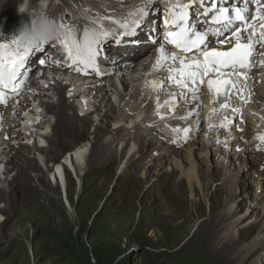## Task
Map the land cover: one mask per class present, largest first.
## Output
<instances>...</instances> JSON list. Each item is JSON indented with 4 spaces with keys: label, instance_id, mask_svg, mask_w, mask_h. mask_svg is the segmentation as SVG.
<instances>
[{
    "label": "rangeland",
    "instance_id": "rangeland-1",
    "mask_svg": "<svg viewBox=\"0 0 264 264\" xmlns=\"http://www.w3.org/2000/svg\"><path fill=\"white\" fill-rule=\"evenodd\" d=\"M54 1L61 3L60 0ZM33 7L34 5L31 8ZM21 17L22 15L18 18ZM134 76L136 81H133ZM154 76L153 66L144 71L140 70L137 75L131 74V70L128 71L125 84L121 83L123 92L117 89L113 92L108 84L110 81H105L108 86H103L99 91L103 100L97 103L100 105L98 110L88 108L91 97H88L87 91H81V86L79 92L73 90L78 87V82L74 84L76 78L70 79L61 73L50 77L52 80L56 78V81L64 82L67 86V96H70L67 103H70V107L74 106L68 111V116H86L91 121L84 130L77 125V131L84 134L79 145L84 156L82 164L75 159L73 152L64 151L59 156L58 165L52 167L53 163L51 164L46 154L39 151L53 150L50 141L56 137L54 126L57 125V119L48 115L46 130L44 127L38 130L22 127L24 139H29L27 135H32L35 143L19 150L17 156L22 160L34 159L37 172L29 166H23L22 170L27 179L26 182L24 179L20 182L15 179L18 169L7 163L18 150L13 153L9 151L5 133L9 129H15L7 127L4 130V126L1 127L0 150L3 149L0 152V264H264V257L259 250L251 260L235 259L236 254L251 242L252 238L245 237L243 229H250L255 216L248 212L242 228L237 229L227 243L222 240L225 225L218 226L215 221L217 213L224 208L227 193L224 178L226 174L237 172L235 163H231L230 167L226 164L231 162L229 153H233L232 150H224L227 154L222 155L221 148L215 145L213 134H206V138L197 137L204 142L206 153L210 157L209 174L215 168L219 174L211 182L201 179L205 188L197 192L195 203L189 197L185 179L178 178L177 173L169 182L162 179L171 174V168H167V164L159 167L158 157L152 156V151L160 145L159 135L140 132L142 130L135 133L126 131V126L130 128L135 120L133 117L128 120L124 109L128 112L140 109L144 100L139 101V98L143 96L141 98L147 99L143 91L147 83H153ZM124 85H128L126 90ZM105 88L111 91L107 93ZM53 90L50 89L51 94L41 102L42 108L45 103H58ZM165 94L166 91H163L155 93L154 98H148L150 104L138 116L148 113L153 108L152 104L157 102V96ZM134 104L137 106H132ZM18 107L19 105L9 107L7 111L16 112ZM25 108L28 106L23 109ZM105 112L121 119L117 124H104L106 129L102 138L104 142H114L111 151L117 154L118 159L110 174L102 175L98 179L87 173L86 160L93 150V131ZM13 118H10L11 123ZM188 123L189 121L186 127ZM12 124L15 126V121ZM72 135L73 131L67 129L62 140L67 141ZM139 135L148 141L149 151L147 156L141 158L139 168L128 169V162L140 157L136 142ZM45 136L51 140H46ZM210 142L218 150L208 148ZM70 154L73 155L70 159L71 165L68 163ZM145 157H151L154 163L147 165ZM61 163L70 166V170H76V175L69 172L63 164L60 166ZM56 168L60 172L62 169L64 176L65 171L69 179L60 183L62 180L56 178ZM145 169L152 176L142 182L139 178ZM107 170L108 167L103 168V172ZM250 170L252 171V167ZM158 172L163 175L160 179L157 177ZM38 174L43 177V183L39 181ZM127 174L136 179L124 178ZM177 190L181 192L182 201L171 197ZM250 190L247 181H241L238 190L233 191L236 202L225 209L226 213H232L237 205L240 206L238 217L242 218L255 196L254 190ZM66 193L69 197L68 203L65 200ZM213 197L217 198L214 204ZM158 213H162L163 217L153 219ZM258 234L261 237L264 232Z\"/></svg>",
    "mask_w": 264,
    "mask_h": 264
},
{
    "label": "snow or ice",
    "instance_id": "snow-or-ice-1",
    "mask_svg": "<svg viewBox=\"0 0 264 264\" xmlns=\"http://www.w3.org/2000/svg\"><path fill=\"white\" fill-rule=\"evenodd\" d=\"M158 2L166 5L162 41L156 22L149 21L150 9ZM193 9L196 12L195 17L192 15ZM146 24L149 25V43L157 45L153 69L159 72L166 68L165 80L176 89L169 92V99L163 103L157 96L155 114L158 119L164 120L165 116L161 110L167 108L170 114L175 115L181 99L190 96L193 100L202 102L201 86L205 82L209 92L215 90L218 94L217 102L221 107L227 106L229 92L236 87V81L231 80L233 72L247 79L249 58L254 53L253 37L257 36V28L261 31L256 42L264 43V2L175 0L173 3L172 0H143L142 5L134 6L122 18L100 14L90 17L82 31L61 23L58 25L56 44L60 46L63 60H56L54 63L57 67H67L80 75L86 76L90 72L99 75V60L108 59L103 45L112 40L120 47L125 43L124 37H135ZM198 25H203V29ZM249 28L253 29V36H248ZM153 32L156 33L155 36L151 35ZM168 45L172 47L168 48ZM225 45L230 47L225 48ZM55 46L54 44L53 47ZM44 51L42 44L32 37L28 38L27 43L16 35L0 37V106H7L11 98L9 93L18 94L26 83V79L22 77H25L28 71L26 64L30 57L34 52ZM49 62H52L51 58ZM39 63L43 66L46 61L41 59ZM241 69L244 71H240ZM211 73H216L219 77L227 76L229 79H213ZM165 80L156 81L148 86L157 93L162 92ZM241 99H244L243 95ZM231 110L239 112L236 107H232ZM193 114L199 116L198 112L193 113L189 109L179 118L187 121ZM226 122L227 118L220 126L225 127ZM164 128L170 129L174 135L182 131L185 138L189 132L188 128H171L167 124ZM254 139L264 144V134H259Z\"/></svg>",
    "mask_w": 264,
    "mask_h": 264
},
{
    "label": "bare ground",
    "instance_id": "bare-ground-1",
    "mask_svg": "<svg viewBox=\"0 0 264 264\" xmlns=\"http://www.w3.org/2000/svg\"><path fill=\"white\" fill-rule=\"evenodd\" d=\"M29 2H30V0H0V14L4 13L7 10H10L12 12L13 22L16 24L20 20V18H18V17H20V15L23 16L24 12L21 9L28 10L27 5L29 4ZM172 2L175 3V1H173V0H172ZM133 6L130 7V9L133 8ZM17 7H19V9H16ZM122 10H124V12L126 11V9H124V8H122ZM32 17H33V15H30L29 13L27 14V19H30ZM27 19H25V20H27ZM25 20H23V21H25ZM9 27L10 26L6 25L4 22H0V28H9ZM129 54H130V52L127 53L126 57H128ZM128 60L131 61L132 59H128ZM149 67L150 66H148V67L144 66L143 69L138 68V70L136 67H133L131 70V74L136 73V75H137L140 73V70L144 71V70H147ZM133 81H136L135 76H134ZM77 82H78V80L75 79L74 84H77ZM151 83L152 82L148 83L147 86L145 85L146 86L145 91H143V94L147 99L148 98H150V99L154 98L153 96L155 95V93H157V92L153 91L152 87L148 86ZM108 84L110 85V82ZM124 84H125V82H124ZM53 86H54L53 92H55V95L57 97L56 102H58V103H45V104L43 103V104H44L45 111L49 115H53L57 119V121H56L57 125L54 126L55 127L54 133H55L56 137L53 140H51L48 136L44 137L46 140H51L50 143L53 147L52 151L46 152L42 149L39 151L46 154V156H47V158H49V161L51 162V164L53 163L52 167L58 165L59 156L64 151H66V153H72L73 152L75 159H77L79 161V163L82 164L84 161V156H83V153L81 152V147H79V145H80V143H82V141H80V140L83 138L84 134L77 131V128H78L77 125L82 127L84 130L89 126V124H91L90 123L91 121L86 116H83V118L82 117L79 118L76 115L68 116L67 113L69 110H71V107L73 105L70 107V105H69L70 103L69 104L67 103V99H69L68 98L69 95L67 96V92H68L67 86L64 82H62V81L58 82L56 80L53 81ZM124 88L126 90L128 88V85H124ZM235 88H233V89H235ZM83 90H85L84 87H83ZM87 91H88V94L91 96V100H89V101L95 102L93 104L88 103V108L89 109L93 108L95 110H98V107L100 105H98L97 103L100 100L101 101L103 100V97H101L102 95H100V94L92 95V93H91L92 90H87ZM89 95H88V97H90ZM20 104H23V108L28 106L27 102H22ZM139 104H141V102ZM15 105H17L16 101H13L12 103L9 104L8 108L9 107L13 108V107H15ZM72 110H74V109H72ZM178 110L181 111V110H184V108L181 107V108H178ZM187 112H188V110H187ZM6 113L8 114L9 118H13L14 116H16V112H10V111L6 110ZM25 117H28V115H25ZM138 118H139V116H138ZM133 120L136 121V118L133 117ZM120 121H121V119L119 117L117 118L116 116H113V115L111 116L108 112H105V114H103V116L100 118L99 125L96 126L94 131H93V150L86 160V165L88 166L87 173L93 174V176L95 178L100 179V177L102 175L108 176V174H110V172H111L112 166H114L117 162V159H118L117 154L111 151V146L113 145L114 142H112V141L104 142L102 140V138L104 136L103 134H104L105 129H106L104 124H107L108 122H112L113 124H117ZM12 123H14V121ZM187 127H192L191 122H189L187 124ZM46 128L47 127L45 125L44 129L46 130ZM67 129L72 130L73 135L69 138V140L64 141V140H62V138H63L64 134L66 133ZM9 130H8L7 134L5 133V136H7V137H9L14 132L12 130L11 131H9ZM214 133L215 132L213 131L212 133H206V134H209V135L213 134L214 135ZM153 134H156V133H153ZM139 136L137 137L136 142H137V151L139 152L140 157L137 160L129 161L128 162V164H129L128 169L129 168H131V169L139 168L140 164L142 163L141 158H143L144 156H147L146 154L149 151L147 148L148 141H146L142 136H140V137ZM235 148L236 147L234 146L231 150H234ZM247 149L248 148L245 147V150H247ZM9 151L11 153H13V151H15V150L10 148ZM17 152L19 153V150L15 151V154L14 153H13V155L11 154L12 156L9 158L7 163L11 164V166L18 169V172H17L15 179H19L20 182L22 181V179H24V182H26L27 176L25 175V172L22 170V167L26 165V166H29L30 169H32L33 171L37 172V168H36L37 165H36L34 159L33 160H29V159H25V158L23 160L20 159L17 156ZM161 153H163L162 156H160ZM166 154L168 157L165 156ZM152 156H155V157L158 156L159 162H157V163H158L159 167L162 166L163 164H167V168H169V167L171 168V174L169 176H165L162 178V179H165L164 182H169V180L172 179V177L175 173H177L178 178L185 179L187 186H188L189 197L195 203L197 202V192L204 190V188H205V185L202 184L201 179H207V182L208 181L211 182V181H213L212 179L217 178V176L219 174V172L216 168L213 169L212 172L209 174L208 170L210 167L208 165V161H210V157H208V154L206 153V147H205L204 142L198 138L195 139L194 141L188 143L182 149H179L177 151H175L171 147H164L162 145V142H160V145L158 146V148H156V149H154V151H152ZM155 157H153V159L157 160ZM145 159L148 161L147 165H149V164L151 165L154 163V162H152L153 160L151 161V159H152L151 157H149V158L145 157ZM229 160L231 162L229 164H228V162H226L227 167H230L231 163H235V165L237 167V172H232L230 174H226V177L224 178L225 179L224 183H226V185H227L226 186L227 193H226L225 200L223 203L224 208L222 211L217 213L215 221L217 222L218 226L225 225V230L222 234V240L227 243L231 239V236L234 234V232L237 229L242 228L245 217H247L248 212H250L252 214V216H255V218H254L253 222L250 224L249 230L243 229V234L245 237H250L252 239L248 245L243 247L242 250L236 254L235 259L240 258L242 260H247V258H248L251 260V258H254L255 252H257L258 250L262 253V257H264V235L260 237L258 234L262 231L264 232V194L259 189L260 182L254 180L253 175H252V171L250 170V168L252 167V164L258 165L261 163V161L255 159L253 156L245 155L244 153L241 152L240 149H238V154H235V152H233L231 154L229 153ZM104 167H108V170L106 172H103ZM12 169H14V168H12ZM55 171L58 174V177L60 180H62V179L68 180L69 179L68 174L65 171H64L65 176L63 174V177L60 176L61 172H60L59 168H56ZM149 172L150 171L148 169L143 170L142 177L139 179H142V182L145 179H150L152 175H150ZM24 175H25V177H24ZM162 176L163 175L160 172H158L157 177H159V179H160V177H162ZM37 177H38L39 181L41 183H43V177L39 174ZM124 178L136 179V178H134V176H131L129 174L125 175ZM241 181H247V185L251 189L250 191H252V189H253L254 194H255L253 200L251 201V204L248 206V209H246V212L242 218L238 217L239 212H240V211H238V209L240 208V206L236 205V208L232 213H226V210H225L226 208L233 206L235 204L236 197L233 194V191L238 190L239 183ZM178 186H181V184H178ZM250 191L248 193H250ZM51 192L54 194L53 190H51ZM243 194H245V192H243ZM180 196H181L180 190H177L174 195H171L172 199L176 198V199H179L182 201V199H180ZM1 197H2V193L0 192V198ZM216 199H214V197L212 198V204H214ZM65 200H66V203L69 202L68 201L69 197H68L67 193H66ZM159 211H160V209H159ZM156 215L157 216L154 217L153 219H160L163 217L162 213H158ZM181 234H182V232H181ZM238 261H240V260H238Z\"/></svg>",
    "mask_w": 264,
    "mask_h": 264
},
{
    "label": "clouds",
    "instance_id": "clouds-1",
    "mask_svg": "<svg viewBox=\"0 0 264 264\" xmlns=\"http://www.w3.org/2000/svg\"><path fill=\"white\" fill-rule=\"evenodd\" d=\"M73 173H74V171H73ZM74 175H76V174L74 173Z\"/></svg>",
    "mask_w": 264,
    "mask_h": 264
}]
</instances>
